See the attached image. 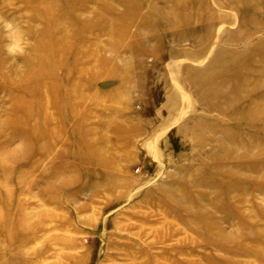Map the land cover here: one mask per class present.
Listing matches in <instances>:
<instances>
[{"label": "rangeland", "instance_id": "obj_1", "mask_svg": "<svg viewBox=\"0 0 264 264\" xmlns=\"http://www.w3.org/2000/svg\"><path fill=\"white\" fill-rule=\"evenodd\" d=\"M0 264H264V0H0Z\"/></svg>", "mask_w": 264, "mask_h": 264}]
</instances>
